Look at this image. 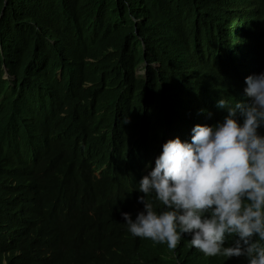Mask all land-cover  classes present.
Instances as JSON below:
<instances>
[{
    "label": "trees",
    "instance_id": "1",
    "mask_svg": "<svg viewBox=\"0 0 264 264\" xmlns=\"http://www.w3.org/2000/svg\"><path fill=\"white\" fill-rule=\"evenodd\" d=\"M250 70L264 0H0V264H247L133 237L121 213Z\"/></svg>",
    "mask_w": 264,
    "mask_h": 264
},
{
    "label": "clouds",
    "instance_id": "2",
    "mask_svg": "<svg viewBox=\"0 0 264 264\" xmlns=\"http://www.w3.org/2000/svg\"><path fill=\"white\" fill-rule=\"evenodd\" d=\"M240 82L234 102H216L222 120L194 125L190 142L163 143L138 183L143 210L134 220L121 213L133 237L173 251L185 240L205 257L264 264V72L250 70Z\"/></svg>",
    "mask_w": 264,
    "mask_h": 264
},
{
    "label": "bare ground",
    "instance_id": "3",
    "mask_svg": "<svg viewBox=\"0 0 264 264\" xmlns=\"http://www.w3.org/2000/svg\"><path fill=\"white\" fill-rule=\"evenodd\" d=\"M97 139H98V138H97ZM92 148H93V147H92ZM103 150H104V149H103ZM49 161H50V160H49ZM82 172H83V171H82ZM146 242H147V241H146ZM108 260H109V259H108ZM68 262H69V261H68ZM68 262H67V263H68ZM62 264H63V263H62Z\"/></svg>",
    "mask_w": 264,
    "mask_h": 264
},
{
    "label": "rangeland",
    "instance_id": "4",
    "mask_svg": "<svg viewBox=\"0 0 264 264\" xmlns=\"http://www.w3.org/2000/svg\"><path fill=\"white\" fill-rule=\"evenodd\" d=\"M141 72V71H140Z\"/></svg>",
    "mask_w": 264,
    "mask_h": 264
}]
</instances>
